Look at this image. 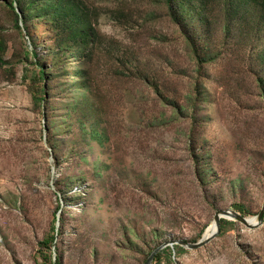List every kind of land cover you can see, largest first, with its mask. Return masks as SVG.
I'll use <instances>...</instances> for the list:
<instances>
[{"label":"rangeland","instance_id":"374dc122","mask_svg":"<svg viewBox=\"0 0 264 264\" xmlns=\"http://www.w3.org/2000/svg\"><path fill=\"white\" fill-rule=\"evenodd\" d=\"M59 2L0 0V264H145L255 217L264 0ZM226 220L152 264H264V221Z\"/></svg>","mask_w":264,"mask_h":264},{"label":"water","instance_id":"95a60500","mask_svg":"<svg viewBox=\"0 0 264 264\" xmlns=\"http://www.w3.org/2000/svg\"><path fill=\"white\" fill-rule=\"evenodd\" d=\"M222 219H229L233 221H237L245 225L246 227L250 229H255L263 224L264 221V204L262 206V209L260 212L255 216V220H251L250 217L244 216L240 212L233 210V209H227V210H218L214 216V229L206 233L203 239L196 243L192 244L187 242L186 240H175V241H169L164 243L162 246H160L157 250H155L150 257L148 258L147 262L145 264H152L156 255L166 249V248H172L174 249L176 246L186 248L188 250H198L206 245L210 244L211 241L220 233L221 231V220Z\"/></svg>","mask_w":264,"mask_h":264},{"label":"trees","instance_id":"16d2710c","mask_svg":"<svg viewBox=\"0 0 264 264\" xmlns=\"http://www.w3.org/2000/svg\"><path fill=\"white\" fill-rule=\"evenodd\" d=\"M169 1V3L171 2V0H168ZM49 2H51L52 3V5H53V7H54V10H58L59 9V4H60V2H59V0H49ZM17 17H18V19L20 18V16H19V14L17 15ZM73 25H75L77 22H78V20H77V18L76 17H74V16H72V20L70 21ZM70 29H71V27H70ZM74 32L76 33V34H78L79 33V28L78 29H76V28H74ZM74 40H73V46H72V50L74 49V48H77V49H79L80 51H81V49H83V47H84V44H81L79 41V38H73ZM4 48V44L3 43H0V50L1 49H3ZM4 63V61H3V58L0 56V66L2 65ZM49 71H51V73H52V76L54 77V78H57L58 77V75H59V71L58 72H56V70L54 71V70H52V69H50ZM63 72L64 73H66L65 75L66 76H68L69 77V74L70 73H72L73 74V76L74 77H76V85L75 86H77V87H79V90H77L76 92H75V94H76V97H84L85 96V88H84V86H83V82L81 81V79H80V73L79 72H76V70H74V69H72V70H67V69H64L63 70ZM41 75L39 76V83H38V85L40 84V82H43L44 80H45V74H44V72H43V69L41 70V73H40ZM65 85L68 87V86H71L72 84H70L69 82H68V78L66 79L65 78ZM69 90H73L71 87L70 88H68ZM67 89V90H68ZM74 91V90H73ZM41 92H42V96L40 95L41 94ZM31 93H32V96H33V100H34V102L35 103H37V104H40V102L41 101H43V94L45 93V91L43 90V88H41V87H36V84H34V85H32V87H31ZM74 93V92H73ZM74 94V95H75ZM71 98H73L74 100H75V97L74 96H72ZM51 108H54L53 106H51ZM239 208V210L241 209V207L239 206L238 207ZM221 222H228L226 219H222L221 220ZM221 228H222V224H221ZM53 243H54V237H48V238H46L44 241H43V243H42V246L44 247V246H51V245H53ZM180 249V248H179ZM49 263L50 264H53V262H52V260H49ZM55 264H57V263H55Z\"/></svg>","mask_w":264,"mask_h":264},{"label":"bare ground","instance_id":"6f19581e","mask_svg":"<svg viewBox=\"0 0 264 264\" xmlns=\"http://www.w3.org/2000/svg\"><path fill=\"white\" fill-rule=\"evenodd\" d=\"M251 220H255V217H250ZM214 229V222L212 223V225L210 226V228L206 231V233L211 232Z\"/></svg>","mask_w":264,"mask_h":264}]
</instances>
